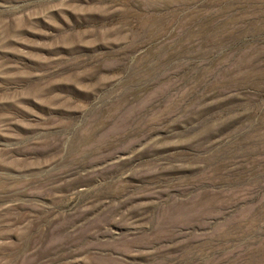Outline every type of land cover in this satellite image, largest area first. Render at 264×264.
<instances>
[{
	"label": "rangeland",
	"instance_id": "374dc122",
	"mask_svg": "<svg viewBox=\"0 0 264 264\" xmlns=\"http://www.w3.org/2000/svg\"><path fill=\"white\" fill-rule=\"evenodd\" d=\"M0 264H264V0H0Z\"/></svg>",
	"mask_w": 264,
	"mask_h": 264
}]
</instances>
